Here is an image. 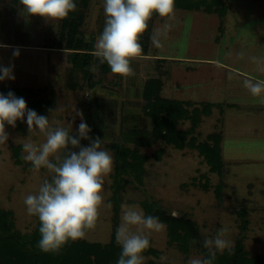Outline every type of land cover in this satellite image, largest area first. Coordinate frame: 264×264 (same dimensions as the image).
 <instances>
[{"label":"rangeland","instance_id":"1","mask_svg":"<svg viewBox=\"0 0 264 264\" xmlns=\"http://www.w3.org/2000/svg\"><path fill=\"white\" fill-rule=\"evenodd\" d=\"M227 1L230 10L225 17L224 31L220 30L221 19L215 13L176 9L175 20L171 22L173 26L167 38H162L163 46L157 48L151 41V55L174 54L219 58L246 73L245 75L258 76L249 57L264 56V0ZM0 8V42L7 43L24 38L27 42L38 43L44 35L57 31L59 21H46L37 16L39 21H33L32 37L28 34L23 35L21 27L25 29L29 27L28 18L25 19L26 16L20 11L19 15L16 12H9V9L5 10L1 5ZM83 18V28L88 36L98 37L105 21L103 0H92L90 5L83 8ZM163 23L164 20L157 17L153 22V29ZM41 24H46L47 27ZM220 47L227 49L223 50ZM241 53L244 54L243 58L240 56ZM52 58L54 63L47 75L51 77L48 83L52 82L51 85L57 91V105L50 112V122L58 120L62 126L71 123L72 131L77 133L81 119L76 113L82 112L84 122L95 131L93 136L103 140L102 149L108 151L114 160L113 171L105 177L103 193L104 202H111L112 208H101L97 226L88 231L86 240L101 243L110 241L115 223L118 226L120 223L122 203H137L144 210L143 202H156L175 215H187L194 219L200 228L201 237L190 242L187 252L182 251L176 243H170L168 228L164 223L165 230L152 233L150 237L151 245L160 251V256L144 253L145 264H187L190 257L205 255L204 239L214 237L221 227L227 228L226 236L232 241L233 246L242 238L248 254L264 255V106L259 105L244 87L243 93L229 96L227 101H212L211 103L220 105L212 107L210 114L201 115V122L194 132L199 141L212 132H222L225 167L223 174L220 175L211 170L204 156L196 149L189 147L179 149L166 144L163 140L147 146L141 144L142 140L138 133L141 131L147 134L153 127V122L148 119V124L143 123L140 127L135 118L124 114L128 105L141 107L140 94L131 100L124 97L121 100L93 99L90 95L86 96L89 89L80 73L77 79H74L79 86L69 88L70 63L65 55L62 54L61 57L53 55ZM133 61L137 67L136 71L143 78L156 75L153 63L145 59ZM184 71L183 68H179L177 75L186 84L181 85V90L191 87L188 85L186 73L183 77ZM196 77L197 75L195 79ZM232 77L227 78L234 80L235 75ZM218 78L226 77L219 73ZM115 80L112 75L106 77L105 82L111 84ZM13 81L9 80L8 85L47 86L46 77H42L39 85H37L39 80L32 78L29 80L27 76L22 83ZM176 92L179 93L177 90ZM177 93L170 96L178 97ZM194 103L201 108L203 102ZM192 109L193 106L190 107V110ZM17 122L21 123L23 129L12 128L6 124L9 139L5 145H0V206L13 212L12 217L17 230L32 233L39 221L27 214L23 200L26 195L35 191L48 174L43 169L34 172L32 168L25 169L17 164L12 145L22 144L26 138L38 143L43 142L44 135L38 132L29 133L26 118ZM191 125L190 119H183L180 120L178 128L189 130ZM55 126L53 123V127ZM118 140L131 146H138L149 159L145 164L144 184L127 185L121 190L119 195L121 202L116 214L112 201L115 155L107 144ZM161 147L164 149L161 158L154 157V153ZM221 182L225 185L218 195L217 186ZM240 210H244L248 219L246 229L242 227ZM161 256H167L168 259L160 261Z\"/></svg>","mask_w":264,"mask_h":264},{"label":"clouds","instance_id":"2","mask_svg":"<svg viewBox=\"0 0 264 264\" xmlns=\"http://www.w3.org/2000/svg\"><path fill=\"white\" fill-rule=\"evenodd\" d=\"M19 2L25 16H38L46 21L66 19L78 7L74 0ZM103 12L104 27L96 38L92 55L106 63L113 74L127 77L134 74L131 63L142 55L140 40L154 15L164 23L152 30L150 39L155 47L163 46L162 38H167L175 20L176 3L175 0H103ZM0 47L9 46L0 44ZM19 54L18 48L13 51L14 56ZM243 55L240 54L241 58ZM249 60L259 75L245 76L243 87L264 106V56H251ZM14 79L12 67L0 65V81ZM76 114L81 123L73 135L71 123L62 126L58 120L50 122L49 117L29 109L24 98L11 91L7 95L0 93V145L9 139L5 125L15 128L17 121H24L25 117L29 133L44 135V141L39 143L24 139L21 157L31 164L32 171L43 169L48 174L23 200L27 214L39 221L37 247L44 253H57L70 241L85 238L97 226L101 208H112L111 202H104L103 193L105 177L113 171V156L102 149L100 137L89 136L91 128L84 122L83 113ZM81 140H88L89 145L83 146ZM120 207V223L115 233V242L121 248L117 264H145L144 253L151 246L152 233L164 231L166 225L158 216L146 215L137 203H122ZM227 231L221 227L214 237L205 238L203 247L207 255L190 257L187 264H214L217 252L231 253L233 244L226 236ZM167 259L160 257V261Z\"/></svg>","mask_w":264,"mask_h":264},{"label":"trees","instance_id":"3","mask_svg":"<svg viewBox=\"0 0 264 264\" xmlns=\"http://www.w3.org/2000/svg\"><path fill=\"white\" fill-rule=\"evenodd\" d=\"M92 0H74L77 3V10L69 13L66 19L59 20L58 28L53 37L47 39L46 47L64 49L68 51L67 60L70 63L69 88L79 86L74 79L78 73L81 74L91 89L100 83L99 75L111 72L106 63L92 55L96 35L86 33L83 28V8L90 5ZM176 9L190 11H204L209 14H217L221 19L220 30L224 31L225 17L230 10L227 0H175ZM19 0H10L11 13L18 11ZM82 7V8H81ZM159 17L154 15L149 22V28L141 37L140 43L143 46L142 55H148L151 45V34L153 22ZM117 77H121L116 75ZM163 81L161 77H149L144 84L142 95V111L145 116L153 122V127L143 134L138 133L141 144L147 146L165 141L166 144L182 149L189 147L199 151L203 155L212 171L220 175L224 172L225 161L223 158V134L212 132L205 139L199 141L195 130L201 122V115L210 114L212 107L220 105L211 102L201 103V108L195 106L194 102L168 98L162 95ZM17 97H22L29 109L35 110L39 115L49 117L50 112L57 105V91L54 86H28V85H3L0 84V93L7 95L9 92ZM193 109L190 110V107ZM26 118V117H25ZM190 119L191 128L184 130L178 128L180 120ZM91 128L89 136L95 139L94 129ZM16 127L23 129L20 122ZM73 135H76L72 131ZM143 136V137H142ZM83 146L89 145L88 140H81ZM107 147L115 155V170L113 173V197L115 213L120 206L119 195L127 185L144 184L146 173V162L149 156L142 153L138 146L128 145L124 141H113ZM13 154L17 164L25 169H31V164L25 162L22 157V144L12 145ZM78 151L79 149H73ZM164 149L161 147L154 153V157L161 158ZM223 182L217 186L218 195L223 190ZM146 215L158 216L161 222L168 228L170 243H176L182 251L187 252L190 242L201 237V231L197 222L187 215H175L156 202L142 203ZM13 212L5 210L0 206V264H117L121 248L115 242V233L118 227L115 223L112 236L109 242L101 243L89 241L85 238L75 242H69L57 253H44L37 247L39 234V223L32 233H22L15 228ZM242 227L247 228L248 219L244 210L239 211ZM151 244V240H150ZM205 256L207 250H204ZM160 256V251L152 245L145 252ZM214 264H264V255L251 256L244 248L243 239L239 238L233 246L232 252L227 250L223 253L217 252Z\"/></svg>","mask_w":264,"mask_h":264},{"label":"crops","instance_id":"4","mask_svg":"<svg viewBox=\"0 0 264 264\" xmlns=\"http://www.w3.org/2000/svg\"><path fill=\"white\" fill-rule=\"evenodd\" d=\"M3 2H6V0H3ZM3 2L2 0L0 1L1 7H3L7 11L9 9L10 12V0L9 2H6L4 5H2ZM21 7L22 5L19 4L16 14H18L19 11L21 13ZM7 11L5 12V14H7ZM24 18H28L27 21L30 22V25L27 29L21 27V29L24 31L23 35L28 34L29 37H32V24L39 21V18H37V16H26ZM45 25L41 24V26ZM54 34L55 33L44 35L41 38V41H38V43L27 42L24 38L7 43L0 42V44L9 46L0 47V65H3L5 67H12V74L15 76V82L22 83L25 76H27L29 80L31 78L39 80L37 84L39 85L42 81V77H46V85L53 84L52 82L48 83L51 77H48L47 75L50 66H52L54 63L52 57L53 55L61 57V55L63 54L65 55L67 60L68 54L67 50L54 49L45 46L47 45V39L53 37ZM17 48L19 49L20 54L19 56H14L13 51ZM220 48L223 50L227 49V47ZM184 56H176L174 54L151 55L149 49L148 55H141V57L137 59H145L150 63H153L156 72L155 76L161 77L163 81V96L184 101H227V98L229 96L233 97V95L243 93V79L245 78V76H251L245 75L246 73H243L229 62L223 61L219 58L197 57L195 55ZM58 60L60 59L58 58ZM131 66L134 70V74L127 77H117L112 72L99 75V77H101L100 83L95 87L89 89L86 96L90 95V97L99 101L116 98L121 100L122 97L127 100H131L137 94H140L142 100L144 84L148 77L143 78L142 75H140L136 71L137 67L134 61H132ZM179 68H183L185 70L183 77H185L186 73V77L188 78V85H191V87L181 90V85L186 84L185 82H183V80L181 81L180 77L177 76L179 74ZM219 73H223L226 78H218ZM112 75L116 80L111 84L105 82L106 77H111ZM195 75H197L196 79ZM233 75H235L234 80L231 78H227L228 76L232 77ZM117 80L119 82H117ZM8 81L9 80L0 81V84L8 85ZM176 90L179 93H177ZM176 93L179 94L178 97L170 96V94L175 95ZM124 114L129 117L135 118L137 120V123H140V127L143 125V123L148 124V121L150 120V118L144 115L142 111V105L141 107L128 105L125 108Z\"/></svg>","mask_w":264,"mask_h":264}]
</instances>
